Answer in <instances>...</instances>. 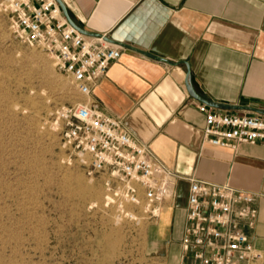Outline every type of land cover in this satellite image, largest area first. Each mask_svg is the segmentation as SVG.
Returning <instances> with one entry per match:
<instances>
[{
  "label": "crops",
  "instance_id": "1",
  "mask_svg": "<svg viewBox=\"0 0 264 264\" xmlns=\"http://www.w3.org/2000/svg\"><path fill=\"white\" fill-rule=\"evenodd\" d=\"M62 1L78 25L117 41L113 44L187 61L192 83L204 97L264 109V0ZM186 71L184 64L170 65L122 46L121 57L89 98L102 113L121 118L134 139L149 144L181 175L229 182L252 193L256 217L241 228L264 250V141L235 149L204 142L202 102L188 92ZM188 187L187 180H176L174 196L161 205L157 234L182 231Z\"/></svg>",
  "mask_w": 264,
  "mask_h": 264
},
{
  "label": "rangeland",
  "instance_id": "2",
  "mask_svg": "<svg viewBox=\"0 0 264 264\" xmlns=\"http://www.w3.org/2000/svg\"><path fill=\"white\" fill-rule=\"evenodd\" d=\"M84 98L0 11V264H193L181 230L106 204L103 178L66 144L57 111Z\"/></svg>",
  "mask_w": 264,
  "mask_h": 264
},
{
  "label": "built area",
  "instance_id": "3",
  "mask_svg": "<svg viewBox=\"0 0 264 264\" xmlns=\"http://www.w3.org/2000/svg\"><path fill=\"white\" fill-rule=\"evenodd\" d=\"M16 36L40 49L88 98L62 106L57 117L65 122V142L86 164L91 177L101 176L105 203L142 207L149 218L158 217L161 205L174 196L176 180L189 183L181 245L193 264H252L264 262L241 228L252 225L254 195L229 182L184 176L159 159L147 143L134 139L119 117L93 106L90 94L110 65L122 55V46L103 36L86 35L66 18L57 0H0ZM203 140L212 145L237 148L240 143L264 141V115L216 110L205 103Z\"/></svg>",
  "mask_w": 264,
  "mask_h": 264
},
{
  "label": "water",
  "instance_id": "4",
  "mask_svg": "<svg viewBox=\"0 0 264 264\" xmlns=\"http://www.w3.org/2000/svg\"><path fill=\"white\" fill-rule=\"evenodd\" d=\"M58 3L60 4L63 12H64V15L66 16L67 20L77 29L79 30L80 32L86 34V35H91V36H103L101 33H95V32H91V31H88L84 28H82L80 25H78L73 19L72 17L70 16L67 8H66V5L64 4V2L62 0H57ZM106 40H108L109 42H117V41H114L113 39L109 38L108 36H105L104 37ZM121 44L122 46H125V47H128V48H131V49H134L136 51H139L141 52L142 54L148 56V57H151V58H154V59H157V60H160V61H163V62H166L170 65H178V64H184L187 68V71H186V76H185V85H186V88L188 90V92L190 93L191 96H193L194 98H196L197 100L201 101L202 103H205L207 104L208 106H211V107H217V108H222V109H241V108H247V109H250V110H253L259 114H263L264 115V109H261V108H256V107H249V106H241V105H234V104H227V103H220V102H216V101H212L206 97H204L203 95H201L200 93H198V91L195 89L193 83H192V79H191V70H190V66H189V63L187 61H172L170 59H166L164 57H161V56H158V55H155L149 51H146L144 49H140V48H137V47H134L133 45H129L127 43H119Z\"/></svg>",
  "mask_w": 264,
  "mask_h": 264
}]
</instances>
